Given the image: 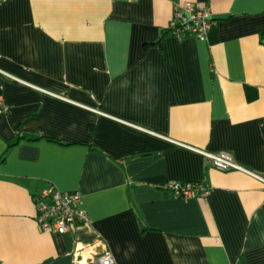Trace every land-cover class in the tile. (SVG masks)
<instances>
[{"label":"crops","instance_id":"obj_1","mask_svg":"<svg viewBox=\"0 0 264 264\" xmlns=\"http://www.w3.org/2000/svg\"><path fill=\"white\" fill-rule=\"evenodd\" d=\"M187 3L212 11L204 41L168 30ZM0 96V264H72L78 241L115 264H264V0H0ZM50 189L89 223L43 232Z\"/></svg>","mask_w":264,"mask_h":264},{"label":"built area","instance_id":"obj_2","mask_svg":"<svg viewBox=\"0 0 264 264\" xmlns=\"http://www.w3.org/2000/svg\"><path fill=\"white\" fill-rule=\"evenodd\" d=\"M214 25V18L209 7L199 3H187L176 6L174 16L169 24V32L178 40L185 36H195L204 41ZM9 106L0 96V115L7 114ZM209 163L222 172L242 171L247 172L237 164L228 153H203ZM194 190L185 189L180 183L171 185L169 189L173 197L183 196L207 198L210 194L208 188L202 185L192 186ZM36 208V222L43 232H55L60 235L71 233V225L87 224L89 217L81 208V195L79 192L64 193L50 189L33 196ZM72 264H115L114 256L108 247L101 241L84 243L76 242L73 250Z\"/></svg>","mask_w":264,"mask_h":264},{"label":"trees","instance_id":"obj_3","mask_svg":"<svg viewBox=\"0 0 264 264\" xmlns=\"http://www.w3.org/2000/svg\"><path fill=\"white\" fill-rule=\"evenodd\" d=\"M51 141H52V142H56V141H54V140H51ZM181 185H182V187L185 188V189H191V190H194V189L192 188V186H194V185H200V184L198 183V184H181ZM169 187H170V186H169ZM169 187L166 189V193L170 195L171 190L169 189ZM171 193H172V192H171ZM179 198H184V197L181 196V197H179Z\"/></svg>","mask_w":264,"mask_h":264}]
</instances>
